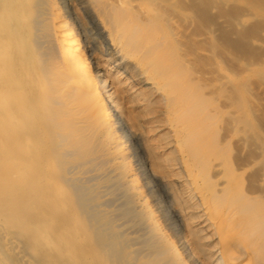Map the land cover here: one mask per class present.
I'll return each mask as SVG.
<instances>
[{"label": "bare ground", "instance_id": "6f19581e", "mask_svg": "<svg viewBox=\"0 0 264 264\" xmlns=\"http://www.w3.org/2000/svg\"><path fill=\"white\" fill-rule=\"evenodd\" d=\"M254 82L264 0H0V264H264Z\"/></svg>", "mask_w": 264, "mask_h": 264}, {"label": "rangeland", "instance_id": "374dc122", "mask_svg": "<svg viewBox=\"0 0 264 264\" xmlns=\"http://www.w3.org/2000/svg\"><path fill=\"white\" fill-rule=\"evenodd\" d=\"M232 42H234L232 45H234V48L237 50L241 45L238 43H235V40L232 39ZM251 51V50H250ZM262 85L259 82H254L251 85V91H250V97H251V112L252 117L255 120L256 127L263 128L264 129V96L261 95L258 91V88ZM264 87V86H263ZM229 125V124H228ZM224 124L223 128H232L230 125Z\"/></svg>", "mask_w": 264, "mask_h": 264}]
</instances>
